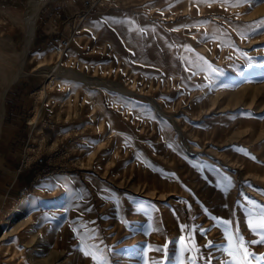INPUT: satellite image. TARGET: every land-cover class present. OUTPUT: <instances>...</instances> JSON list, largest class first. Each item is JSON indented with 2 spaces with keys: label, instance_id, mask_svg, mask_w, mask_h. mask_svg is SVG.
Segmentation results:
<instances>
[{
  "label": "rangeland",
  "instance_id": "rangeland-1",
  "mask_svg": "<svg viewBox=\"0 0 264 264\" xmlns=\"http://www.w3.org/2000/svg\"><path fill=\"white\" fill-rule=\"evenodd\" d=\"M66 1L19 63L32 9L0 0V264H123L141 239L132 264H264V0ZM64 186L61 214L33 205Z\"/></svg>",
  "mask_w": 264,
  "mask_h": 264
},
{
  "label": "bare ground",
  "instance_id": "bare-ground-1",
  "mask_svg": "<svg viewBox=\"0 0 264 264\" xmlns=\"http://www.w3.org/2000/svg\"><path fill=\"white\" fill-rule=\"evenodd\" d=\"M48 0H29V2H28V0H26V2H27V4H29L30 5V8L32 9V10H24V14H23V16H21V18H19L20 20L22 19V17H23V24L22 25H24V41H23V50H22V52H20V53H18L17 55H16V57L18 58V61H19V63L20 62H22L23 60H24V58H25V56H26V53H27V50H28V48H29V45H30V43H31V40L33 39V37H34V34H35V29H36V24H37V19H38V13H39V10H40V8H41V6L43 5V4H45L46 2H47ZM24 2H25V0H24ZM23 13V12H22ZM19 14V13H18ZM5 15H6V13H5ZM22 15V14H21ZM10 17V16H9ZM20 23V22H19ZM6 60V59H5ZM16 60V59H15ZM6 61H9V60H6ZM17 61V62H18ZM259 63L257 64V65H259L260 67L261 66H263L264 67V58H261V59H259ZM237 67V66H236ZM235 67V68H236ZM2 68V67H1ZM3 69V68H2ZM250 69V68H249ZM58 70V69H57ZM242 70H243V68H242ZM246 70V69H245ZM237 71H239V70H237ZM262 72L261 73H264V69L263 70H261ZM243 72V71H242ZM242 72H241V74H242ZM239 73V72H238ZM257 72H254L253 74H255V75H257L256 74ZM18 75H19V73H16L11 79H9V80H7V83L5 84V88L7 87V86H9L11 83H13L16 79H17V77H18ZM244 76V75H243ZM264 77V76H263ZM256 79V78H255ZM233 83V82H232ZM212 86V85H211ZM210 86V87H211ZM226 86V85H225ZM231 86V85H230ZM114 88V87H113ZM209 88V87H208ZM226 88V87H225ZM231 88V87H230ZM228 90H231V89H228ZM221 93V92H220ZM3 112H4V106L3 107H0V132H1V124L3 123V120H2V118H3ZM71 192H72V190H71V187H69V186H64L63 187V195L62 196H60L59 198H55L54 196H55V194H51V196H48L47 198L48 199H45V200H41V201H36V202H33V205H43V207L46 209V210H44L47 214H51V213H58V214H61V212H62V210L61 209H63L64 208V205H61L62 203H64L65 201H67V199H68V197H70V195H71ZM53 193V192H52ZM49 197H51V198H49ZM54 197V198H53ZM49 201H52V203H54V201L56 202L57 201V203H58V205H59V208H58V206H55L54 204H51V203H49ZM21 202H22V200H21ZM116 206V205H115ZM20 207H22V206H20ZM35 208V207H34ZM121 208V207H120ZM41 209H43L42 208V206H41ZM125 212H132V210H131V207H130V205L128 204V205H125ZM122 211V210H121ZM41 212H42V210H41ZM67 212H68V210H67ZM135 213V212H134ZM136 214V213H135ZM128 215V214H127ZM132 215H134V214H132ZM166 215V214H165ZM168 215H169V213H168ZM171 217V216H170ZM168 219H169V216L167 217ZM168 219H166V220H168ZM168 223H169V221H168ZM171 225H172V223H171ZM169 226V225H168ZM186 226V225H185ZM160 227V226H159ZM174 228V227H173ZM239 231V230H238ZM177 238H175V240L173 241V243L171 244V247H175V246H177L178 244L179 245H181L182 244V237H180V233L178 232L177 233ZM149 238V237H148ZM140 242H138L137 244H135L132 248H129V252L127 253V256H123V255H121L122 253H120V255H121V257H120V260H121V262L123 263V264H132L130 261H132V259H134L132 256L134 255V252H135V250H140L141 248H146L147 249V251L148 250H150L149 248H150V246H151V244H150V241L149 240H144V239H141V240H139ZM50 242V241H49ZM177 248V247H176ZM176 250V249H175ZM185 250H186V248H182V245H181V247H180V251L181 252H185ZM37 252V251H36ZM152 253L151 252H149V257L152 259L153 257H152V255H151ZM180 254V253H179ZM150 259V260H151ZM134 264H141V263H139V262H137V263H134ZM144 264V263H143ZM181 264V263H180Z\"/></svg>",
  "mask_w": 264,
  "mask_h": 264
},
{
  "label": "snow or ice",
  "instance_id": "snow-or-ice-1",
  "mask_svg": "<svg viewBox=\"0 0 264 264\" xmlns=\"http://www.w3.org/2000/svg\"><path fill=\"white\" fill-rule=\"evenodd\" d=\"M255 215L259 217V223L254 224L252 222L253 213H249V227L253 232L260 234L262 238L258 241L253 240V241H251V243L264 244V207H261L259 213H256ZM225 223L228 224L231 222L225 221ZM241 241H242V238H241ZM234 247L236 248L237 251H239L240 249L243 250L244 259H247V257L249 255H251L248 252L247 247L242 242L239 244L238 247L235 245H234ZM86 254H90V253H86ZM92 258L97 261V264H99V258L98 257H96L95 255H92Z\"/></svg>",
  "mask_w": 264,
  "mask_h": 264
},
{
  "label": "built area",
  "instance_id": "built-area-1",
  "mask_svg": "<svg viewBox=\"0 0 264 264\" xmlns=\"http://www.w3.org/2000/svg\"><path fill=\"white\" fill-rule=\"evenodd\" d=\"M105 3V0H83L84 4V11L83 15H88L92 9H96L97 7H100V5H103ZM68 40L61 41V46L59 49H62V47H66L69 43ZM36 160H39L40 162L43 161L42 157H36Z\"/></svg>",
  "mask_w": 264,
  "mask_h": 264
},
{
  "label": "crops",
  "instance_id": "crops-1",
  "mask_svg": "<svg viewBox=\"0 0 264 264\" xmlns=\"http://www.w3.org/2000/svg\"><path fill=\"white\" fill-rule=\"evenodd\" d=\"M65 7L68 9L69 12H73L76 9H79L83 7V2L82 0H70L69 2H65ZM7 179H4V183L7 182Z\"/></svg>",
  "mask_w": 264,
  "mask_h": 264
}]
</instances>
